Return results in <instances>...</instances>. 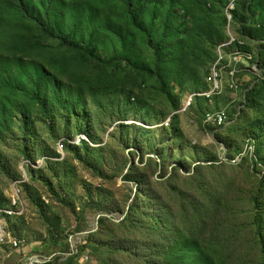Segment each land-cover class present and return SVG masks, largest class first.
<instances>
[{
    "label": "rangeland",
    "instance_id": "obj_1",
    "mask_svg": "<svg viewBox=\"0 0 264 264\" xmlns=\"http://www.w3.org/2000/svg\"><path fill=\"white\" fill-rule=\"evenodd\" d=\"M25 1L84 50L0 0V264H264V0Z\"/></svg>",
    "mask_w": 264,
    "mask_h": 264
},
{
    "label": "trees",
    "instance_id": "obj_2",
    "mask_svg": "<svg viewBox=\"0 0 264 264\" xmlns=\"http://www.w3.org/2000/svg\"><path fill=\"white\" fill-rule=\"evenodd\" d=\"M232 1V0H231ZM230 1V2H231ZM229 2V3H230ZM228 3V4H229ZM16 4H17V7L19 9V11L21 12V14L25 17V19H27L28 21H30L32 24L36 25L37 27H39V29L44 33V35L51 39V40H54V41H57L59 42L63 47H66L68 49H71V50H75V51H82L84 50V47L83 46H80L78 44H76L70 37L66 36V35H63L61 33H58L56 32L54 29H53V26H52V23H51V19L49 17V15L45 14V15H40V14H37L35 12H33L32 10H30V8L28 7L27 3L25 0H16ZM250 8V5L246 6V13H247V17H245V19L248 21H251L252 18V13L250 14V11L248 9ZM128 15L131 16V19H133V16L131 15V2L129 1L128 3ZM251 10V8H250ZM249 11V13H248ZM231 16L233 18V20H237L239 15H238V4L237 2L235 1V10L231 12ZM255 25H257V27L260 29L261 28V24L259 22H256ZM235 43V44H234ZM232 46L236 47L238 50L237 52L233 53V57L231 58V63H230V66L232 64V62H235V64L237 63V60L235 59V57L237 56L238 53L240 54H247L246 52H243L245 51V46H246V43L243 39H235V41L233 42ZM241 46V47H240ZM249 55V54H247ZM252 57V56H251ZM218 59V58H217ZM252 59V58H251ZM250 59V60H251ZM89 60L95 64H98V65H105V64H108L109 61L107 60H104L102 59L101 57L97 56V55H91ZM217 61V60H216ZM216 61L213 63L212 67H211V85L210 87L206 90L207 92H209L212 88H213V85H214V78H213V69H214V66L216 64ZM250 62V61H249ZM223 67V66H222ZM226 68V67H225ZM247 69V68H246ZM222 70L223 68L220 70L221 71V75L223 74L222 73ZM235 68L232 70L234 71ZM231 71V73H232ZM208 75V74H207ZM223 79V77H222ZM234 84V83H233ZM232 84V85H233ZM236 84V83H235ZM231 87H234L232 86ZM223 80H222V89H223ZM205 91V92H206ZM222 92V91H221ZM219 95V94H217ZM215 95V96H217ZM214 97V96H213ZM212 97V98H213ZM200 98H203V97H200ZM211 98V99H212ZM206 100H208L207 98H204ZM195 100H196V97H195ZM210 100V99H209ZM80 135L82 137H86V134L85 133H80L78 135H76L74 138L70 137L68 139H60L57 143V151H58V144L62 141L65 145H76V146H81L82 143L86 144V139L84 140H81L80 139V144H72L71 141H74L76 140L77 137H80ZM74 149H76L77 147H73ZM132 209V208H131ZM105 222V219H100L99 223H103Z\"/></svg>",
    "mask_w": 264,
    "mask_h": 264
},
{
    "label": "bare ground",
    "instance_id": "obj_3",
    "mask_svg": "<svg viewBox=\"0 0 264 264\" xmlns=\"http://www.w3.org/2000/svg\"><path fill=\"white\" fill-rule=\"evenodd\" d=\"M233 7V6H232ZM235 40L233 39V42H234ZM235 44V43H234ZM241 47V46H240ZM248 56V58L250 59L251 58V56H249V55H247V54H241V56ZM259 77H264V73H261L260 75H259ZM218 78H219V74L216 72V76H215V86H214V88L212 89V91H211V93L210 94H213L214 92H217V91H219L220 90V84H219V81H218ZM208 97H211V96H208ZM192 101H193V97L191 96V97H189L188 99H187V103H186V108L187 107H189L190 105H191V103H192ZM227 115H226V112L225 111H222V112H217V113H210V114H208L207 115V122H210V123H212V122H214V121H222V123H226L227 122ZM220 128V127H219Z\"/></svg>",
    "mask_w": 264,
    "mask_h": 264
},
{
    "label": "built area",
    "instance_id": "obj_4",
    "mask_svg": "<svg viewBox=\"0 0 264 264\" xmlns=\"http://www.w3.org/2000/svg\"><path fill=\"white\" fill-rule=\"evenodd\" d=\"M230 12V11H229ZM247 64V63H246ZM261 78V80L263 79V81H264V77H259V79ZM238 86V84H234V87H237ZM212 125L214 126V127H224L225 125H226V123H222V121H214V122H212ZM87 259V258H89L88 256L87 257H83V260L85 261V259Z\"/></svg>",
    "mask_w": 264,
    "mask_h": 264
}]
</instances>
